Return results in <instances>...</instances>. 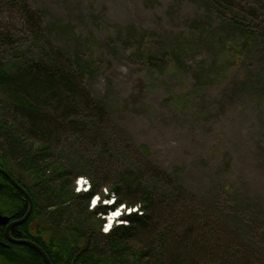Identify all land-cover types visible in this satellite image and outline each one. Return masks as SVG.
I'll use <instances>...</instances> for the list:
<instances>
[{
    "label": "trees",
    "instance_id": "trees-1",
    "mask_svg": "<svg viewBox=\"0 0 264 264\" xmlns=\"http://www.w3.org/2000/svg\"><path fill=\"white\" fill-rule=\"evenodd\" d=\"M204 1L229 29L235 60L264 41L262 1ZM1 7L8 21L0 22V167L33 201L30 217L11 236L36 242L52 264H264V254L231 230L238 218L223 221L228 229L218 226L205 209L195 211L172 174L133 155L118 165L125 148L114 140L109 107L89 87L91 65L54 46L28 0H1ZM175 52L151 55L146 64L161 70L181 64ZM79 176L89 179L88 192L74 191ZM97 194L101 200L115 196V204L90 209ZM136 205L123 217L127 225L101 231L107 213ZM28 209L0 173V214L21 219ZM0 264L46 263L34 249L16 244L0 246Z\"/></svg>",
    "mask_w": 264,
    "mask_h": 264
},
{
    "label": "rangeland",
    "instance_id": "rangeland-1",
    "mask_svg": "<svg viewBox=\"0 0 264 264\" xmlns=\"http://www.w3.org/2000/svg\"><path fill=\"white\" fill-rule=\"evenodd\" d=\"M28 2L54 46L91 65L89 87L109 107L114 140L125 148L118 165L133 155L172 174L195 211L227 229L223 221L238 218L231 230L264 254V41L235 60L229 29L204 0ZM0 12L5 23L1 0ZM166 50L182 63L146 64Z\"/></svg>",
    "mask_w": 264,
    "mask_h": 264
},
{
    "label": "water",
    "instance_id": "water-1",
    "mask_svg": "<svg viewBox=\"0 0 264 264\" xmlns=\"http://www.w3.org/2000/svg\"><path fill=\"white\" fill-rule=\"evenodd\" d=\"M0 173L3 174L10 181V183L23 194L25 201L28 202V204H29V209H28L27 214L21 219L15 220L14 215L9 217V216H4V215L0 214V227L6 226V231H5L6 238L8 239V241L10 243L17 244V245H25V246H28V247L34 249L35 251H37L39 253V255L43 258V260L45 261L46 264H52L50 259L47 256V254L43 251V249L41 247H39L38 245H36V244H34L28 240L14 239L13 237L10 236V230L12 228L19 226V225H22L30 217L32 210H33V201L31 199L30 195L28 194V192L25 190V188H23L18 183L17 180H15L7 171L2 169L1 167H0ZM0 246L3 248H8V245L3 244L1 242H0Z\"/></svg>",
    "mask_w": 264,
    "mask_h": 264
},
{
    "label": "clouds",
    "instance_id": "clouds-1",
    "mask_svg": "<svg viewBox=\"0 0 264 264\" xmlns=\"http://www.w3.org/2000/svg\"><path fill=\"white\" fill-rule=\"evenodd\" d=\"M74 191L76 193L83 191H88L92 185L89 181V179L86 176H79L76 178V180L74 181ZM105 192H107V189H105ZM101 197L99 194H97L95 196L94 199H92L91 204H90V208H95L97 203L100 201ZM115 200V196H113L112 200H105L104 203L108 204V203H112ZM140 207V205H136L135 208L129 209V211H135ZM123 211V209L113 212L111 215H108L106 217L107 219V223L104 224L101 228V231H103L104 233H108L112 228H113V223L116 224H120L122 223L121 221L117 220L116 218L118 216L121 215V212Z\"/></svg>",
    "mask_w": 264,
    "mask_h": 264
},
{
    "label": "flooded vegetation",
    "instance_id": "flooded-vegetation-1",
    "mask_svg": "<svg viewBox=\"0 0 264 264\" xmlns=\"http://www.w3.org/2000/svg\"><path fill=\"white\" fill-rule=\"evenodd\" d=\"M15 220H17V219H15ZM16 227H17V226H16ZM16 227H14V228H12V229L10 230V236L12 235L13 230H14ZM0 228H3V233H4V240H2V241H0V242L3 243V244L8 245V247H10L11 245H16V244L10 243V242L8 241V239L6 238V236H5L6 226L0 227ZM11 237H13V236H11ZM13 238H14V239H19V238H15V237H13ZM21 240H28V239H21ZM28 241H30V242H32V243L38 245L36 242H34V241H32V240H28ZM38 246H39V245H38ZM39 247H40V246H39Z\"/></svg>",
    "mask_w": 264,
    "mask_h": 264
},
{
    "label": "bare ground",
    "instance_id": "bare-ground-1",
    "mask_svg": "<svg viewBox=\"0 0 264 264\" xmlns=\"http://www.w3.org/2000/svg\"><path fill=\"white\" fill-rule=\"evenodd\" d=\"M117 211H119V210H117ZM114 212H116V211H114ZM113 213V212H112ZM119 217V216H118ZM117 217V218H118ZM113 225H114V223H113ZM118 225H127V223L126 222H122V223H120V224H118Z\"/></svg>",
    "mask_w": 264,
    "mask_h": 264
}]
</instances>
